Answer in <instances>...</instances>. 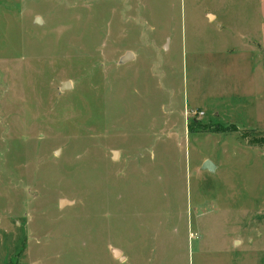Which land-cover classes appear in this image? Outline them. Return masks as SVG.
<instances>
[{"label":"rangeland","instance_id":"1","mask_svg":"<svg viewBox=\"0 0 264 264\" xmlns=\"http://www.w3.org/2000/svg\"><path fill=\"white\" fill-rule=\"evenodd\" d=\"M155 224L147 264H264V0H0V264Z\"/></svg>","mask_w":264,"mask_h":264},{"label":"crops","instance_id":"2","mask_svg":"<svg viewBox=\"0 0 264 264\" xmlns=\"http://www.w3.org/2000/svg\"><path fill=\"white\" fill-rule=\"evenodd\" d=\"M206 15L207 17L210 19V20H214L216 18V15L212 12V11H208L206 12ZM207 160V159H206ZM151 232L153 234H149V239L151 240V243H150V246L149 249H148V246H143L145 245L142 241V243L140 242L139 243V240L141 239L140 237H136V242H133L131 243V241L129 240V246H130V257L133 256L135 257L134 260H138V262H135V264H147V258H148V255L147 254H150L151 252H155V254H158L159 251H160V248H161V245H160V242L158 241L159 239V230H157V226L155 224L154 227H152V229H150ZM158 233V235H157ZM234 234H232L231 236H233ZM233 239V238H232ZM235 241L232 240L231 241V244H233ZM141 245V246H139ZM224 248H228V246L226 245ZM214 249V248H213ZM225 250V249H224ZM226 251V250H225ZM224 252V251H223ZM150 258H153V256H151Z\"/></svg>","mask_w":264,"mask_h":264},{"label":"water","instance_id":"3","mask_svg":"<svg viewBox=\"0 0 264 264\" xmlns=\"http://www.w3.org/2000/svg\"><path fill=\"white\" fill-rule=\"evenodd\" d=\"M36 21H37V22H40V21H39V18H36ZM131 57H132L131 52H127V53H125V56L122 58V60L125 61V60L130 59ZM68 87H70V83H69L68 81H65V82L61 85L60 90L68 89ZM202 167H204L205 169L208 168V169L213 170L215 166H213V164L211 163V161L207 159V160L203 163ZM67 202H68V201L61 200V204H65V203H67ZM115 254H118V252H116Z\"/></svg>","mask_w":264,"mask_h":264}]
</instances>
